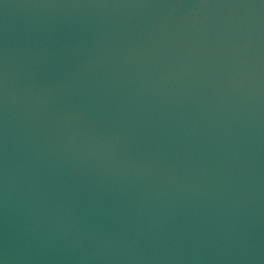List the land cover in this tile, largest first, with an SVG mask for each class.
Masks as SVG:
<instances>
[{"label": "water", "instance_id": "water-1", "mask_svg": "<svg viewBox=\"0 0 264 264\" xmlns=\"http://www.w3.org/2000/svg\"><path fill=\"white\" fill-rule=\"evenodd\" d=\"M0 264H264V0H0Z\"/></svg>", "mask_w": 264, "mask_h": 264}]
</instances>
